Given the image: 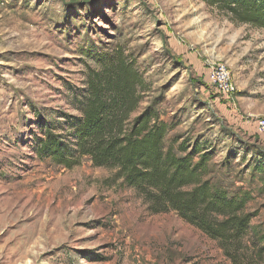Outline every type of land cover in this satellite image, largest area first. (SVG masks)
<instances>
[{"label": "rangeland", "instance_id": "1", "mask_svg": "<svg viewBox=\"0 0 264 264\" xmlns=\"http://www.w3.org/2000/svg\"><path fill=\"white\" fill-rule=\"evenodd\" d=\"M117 50L150 85L134 116L154 104L172 127L166 148L174 138L212 148L213 182L249 196L248 239L264 234V140L255 131L264 29L201 0H0V264H232L175 213L151 214L109 169L88 158L65 169L36 154L41 120L78 116L74 93L92 57ZM218 64L232 73V97L209 83Z\"/></svg>", "mask_w": 264, "mask_h": 264}, {"label": "trees", "instance_id": "2", "mask_svg": "<svg viewBox=\"0 0 264 264\" xmlns=\"http://www.w3.org/2000/svg\"><path fill=\"white\" fill-rule=\"evenodd\" d=\"M201 1L234 23L264 29V0ZM92 60L85 89L74 93L78 116L41 120L38 157L70 170L88 158L134 190L151 214L175 213L217 242L232 264H264V234L251 231L248 239L256 217L247 210L249 196H232L210 177L215 151L178 138L166 148L172 127L154 104L134 116L150 85L132 55L117 50Z\"/></svg>", "mask_w": 264, "mask_h": 264}, {"label": "built area", "instance_id": "3", "mask_svg": "<svg viewBox=\"0 0 264 264\" xmlns=\"http://www.w3.org/2000/svg\"><path fill=\"white\" fill-rule=\"evenodd\" d=\"M209 83L219 95L225 98L232 97L237 90L232 73L224 64H218L212 67L209 73ZM233 106H235V103ZM255 131L264 140V118L256 120Z\"/></svg>", "mask_w": 264, "mask_h": 264}, {"label": "crops", "instance_id": "4", "mask_svg": "<svg viewBox=\"0 0 264 264\" xmlns=\"http://www.w3.org/2000/svg\"><path fill=\"white\" fill-rule=\"evenodd\" d=\"M241 123H242V126H243V127L249 124V122H248V121H247V123H246V124H245L244 122H241Z\"/></svg>", "mask_w": 264, "mask_h": 264}]
</instances>
